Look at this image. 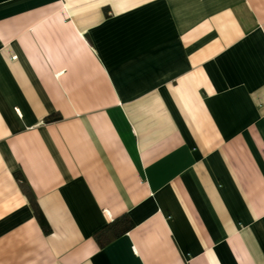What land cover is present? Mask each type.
Listing matches in <instances>:
<instances>
[{
	"label": "crops",
	"instance_id": "1",
	"mask_svg": "<svg viewBox=\"0 0 264 264\" xmlns=\"http://www.w3.org/2000/svg\"><path fill=\"white\" fill-rule=\"evenodd\" d=\"M0 264H264V0H0Z\"/></svg>",
	"mask_w": 264,
	"mask_h": 264
},
{
	"label": "trees",
	"instance_id": "2",
	"mask_svg": "<svg viewBox=\"0 0 264 264\" xmlns=\"http://www.w3.org/2000/svg\"><path fill=\"white\" fill-rule=\"evenodd\" d=\"M58 118H59L58 115H53L48 119L55 120ZM15 175H16V179L20 183L22 190L29 196L30 200L34 203L33 195L31 194L30 188L26 184L23 176L20 175L19 173H16ZM36 213L40 218L43 230L47 233L48 231H50L47 222L45 221L44 217L42 216L39 210H36ZM131 226H132V222L130 221L129 217H127L126 215L118 217L114 219L111 223H109L104 230L100 231L96 238L100 243V245L104 246L107 242H109L113 238H116L119 235L128 231L131 228Z\"/></svg>",
	"mask_w": 264,
	"mask_h": 264
}]
</instances>
